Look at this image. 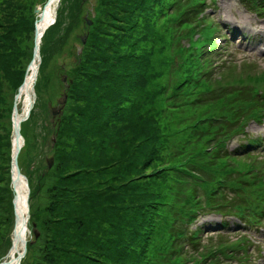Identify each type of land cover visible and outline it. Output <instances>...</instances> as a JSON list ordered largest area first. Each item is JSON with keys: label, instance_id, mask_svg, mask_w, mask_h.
<instances>
[{"label": "trees", "instance_id": "trees-1", "mask_svg": "<svg viewBox=\"0 0 264 264\" xmlns=\"http://www.w3.org/2000/svg\"><path fill=\"white\" fill-rule=\"evenodd\" d=\"M206 2L101 0L99 24L83 58L78 57L77 79L70 84V102L58 125L59 173L45 210L50 214L44 224L50 232L45 264H212L210 258L221 253L204 241L207 229L191 235L185 227L187 218L195 217L197 192L203 205H214L220 214L232 207H237L235 214L264 213L256 201L246 204L243 197L242 178L249 181L259 172L245 159L243 148L230 156L223 143L233 132H243L232 128L238 121L258 119L264 112V97L253 86L264 79L253 71L214 87L212 55L221 45L213 22L198 19ZM64 8L43 37L37 92ZM26 9L27 0H0V119L9 122L8 142L0 135V192L8 190L1 184L4 163L10 180V119L26 76L19 67L17 38L35 27ZM174 26L194 35L202 32L198 50H171ZM165 48L173 59L164 56ZM176 63L185 72L178 78L172 70ZM231 80L241 82L243 89L225 92L223 85ZM6 83L10 87L5 91ZM35 117L33 110L22 126L26 145L31 144L28 125ZM180 123L184 128L174 132L171 145L170 134ZM154 232L160 240L167 233L174 239L155 243Z\"/></svg>", "mask_w": 264, "mask_h": 264}, {"label": "rangeland", "instance_id": "rangeland-1", "mask_svg": "<svg viewBox=\"0 0 264 264\" xmlns=\"http://www.w3.org/2000/svg\"><path fill=\"white\" fill-rule=\"evenodd\" d=\"M46 1L47 0H27V9L25 10V15L27 19H30L33 24H35V26L37 20L40 17V13L35 12V8L37 6L38 8L43 9ZM217 3L218 10L216 8L215 11H213L212 7L214 6V4H210L208 0L207 4H209V9H207L206 11H208V18L214 19L219 25H221L222 22H232L237 28L243 26H251L254 32L264 31V13H260L255 9L251 8L249 6L248 0H219ZM100 6L101 0H62V2L57 7L59 11L62 7H65L63 13V21L60 25V30L56 31L55 33L51 54L47 61L45 72L41 76L43 80H41L40 82L39 92H37V102L33 109L36 113V117L34 121H31L28 125L29 131L27 133V136L30 140L31 132V144H27V146L25 141V147L22 150V159L20 161V168L23 175H25L29 181H32V185L30 186V229H32V231L29 236V245L27 248V253L22 259L21 264H45L43 256L45 254L47 241L50 237V232L44 230V224L50 219L49 212H45V210L49 207L52 201L49 190L53 185H55L56 180H58L59 169L55 170V168L59 167L56 157V148L58 145L57 130L61 118L66 112V106L68 102H70V90L68 89L65 92L66 94H68L67 103L63 109H60L62 112L60 113V115L59 113H57L55 116H53L50 112L49 105H53V107L55 108L58 106L57 108H59L58 103L63 100V94H65L64 91L66 89L65 83L62 82V78L64 76L67 79V83L70 82V84L73 83L72 80L77 79L74 70H76L78 64L80 63L78 55H82L83 58L86 48L92 41L93 34L95 33L97 25L99 24L97 20L101 16ZM89 21L91 22V24H88ZM162 23L163 22L161 20L159 25H161ZM173 28L174 38L172 39L173 43L170 48L171 50H183V46L188 47L189 44H191L189 42L196 44L195 40L187 38L183 39V36L187 33H189L193 39L198 38L197 36L195 37L194 34L190 33L187 29L178 26H174ZM222 31L226 33L224 29ZM27 33L28 31H24L23 35L17 38V52L20 54L19 67L21 68V70H26V73L28 65L32 62L34 57L35 27L33 31L29 32L28 34ZM85 35L88 36L86 39V44H84V42L82 41V38L85 37ZM155 46L158 47L159 45L156 43ZM236 46L238 47V45ZM81 48L83 49L82 52L80 50ZM191 48L192 45L190 46V49ZM231 48L233 49V46ZM167 52L168 50L165 48L164 56H169L171 57V59H173L174 55L170 52ZM253 54H259L258 49L256 51L242 49V51H239L238 55L233 57L227 56L226 53L222 59L215 57V60L216 63H218L217 65L223 64L222 60H225L227 64L229 60H232L233 62L237 63L236 70L240 71L243 67V60L241 58H244L246 56H252ZM203 58L207 59V57ZM254 62L256 63L255 69L259 71H264V59L260 62H256L254 60ZM179 66L180 64L177 63L174 64V66L172 67V70L176 74L177 78L185 74L184 69L178 71L177 68H179ZM227 68L228 69H220V67H218L214 71L213 75L210 76L212 83L215 84V88L218 86V82H222L224 79H228L234 76L242 78L246 77L245 75H241V73L235 74V70L232 67ZM255 75L258 76V74ZM260 77H264V75H261ZM232 83L233 82L231 81L230 84ZM226 85L227 84L223 85V89L225 92L230 91V89H233L232 87H230V89L226 88ZM258 85L259 86H255L256 89H258L259 87H263L262 85H264V80L258 82ZM9 87L10 86H8L6 83L5 91L8 90ZM215 88H213V90ZM7 93H9V91H7ZM15 105L17 106V111L19 112V115L25 117L29 106L26 97L23 96L16 102L14 101L13 108L15 107ZM202 109L205 108L202 107ZM194 120L195 118L191 116L189 123H193ZM245 123L249 124L247 130L249 134H251V136H264V124L260 125L254 122L253 119H241L238 124L232 126V128H242ZM8 127L9 122L7 118L0 119V135L5 137L4 142H8V139H6ZM183 128L184 124L180 123V125L176 127V129H174L173 132L170 134V136H172L170 141L171 145H173L174 132L182 131ZM201 135L203 136V133H200L198 136ZM200 138L203 143L205 141V139L203 140L204 137ZM220 140L222 141L220 137H216L217 142ZM180 143L185 144V141L181 140ZM235 144L236 142L230 144V149H233ZM4 151L6 152L5 156H8L10 149L5 146ZM50 159H53V165L49 168L48 160ZM7 166L8 163H4L6 179L1 184V186L8 188V190L5 192H0L1 196H3V201L0 202V262H2L1 264H10L13 257H18V255L11 254V252L13 251L12 244L14 243V236L16 234V231L18 230V224L15 225L14 195L11 190V183L9 180V174L7 173ZM241 166L243 165L241 164ZM222 172L223 171H221L220 174ZM252 176L253 175H251L250 177ZM196 195H198L197 199H199L200 193L197 192ZM200 197L202 198V195H200ZM203 202H207L206 197ZM206 220L209 223H213L217 220V218L212 215ZM34 223L37 224V226ZM32 225L34 226L32 227ZM185 227L188 228L187 223L185 224ZM35 231L41 234V239L35 236ZM153 239L155 243L161 241L162 244H164L168 241H173L174 236L173 233H167L165 240H160L154 232ZM20 244L19 253L21 254L24 251V247H20ZM175 248L176 245L173 246V249Z\"/></svg>", "mask_w": 264, "mask_h": 264}, {"label": "water", "instance_id": "water-1", "mask_svg": "<svg viewBox=\"0 0 264 264\" xmlns=\"http://www.w3.org/2000/svg\"><path fill=\"white\" fill-rule=\"evenodd\" d=\"M50 4H51V0H49V2L46 4V9L49 11L50 9ZM40 9L38 7L35 8V12H39ZM54 23V17H50V20H48V22L46 21V23L44 24L43 28H40L36 30L35 32V47H34V57L33 60L30 64V70H31V74L29 77L26 78L23 86L21 87L20 91H19V97L22 94H26V96L30 99L31 102V107L30 109H32L34 101H33V95L35 94V90H34V86L33 83L35 82L36 78H37V70H38V66H37V58H40V44H41V40L43 37L44 32L46 31V29L52 25ZM89 24H91V22H89ZM87 39V36H85L83 38V42L85 43ZM63 82L66 84V87L69 88V85L67 84V79L66 77L63 78ZM33 93V95H32ZM67 94H63V100L60 102L61 106L60 109H63L66 102H67ZM52 114L55 116L57 113H59L61 110L59 109H54L52 108V106L50 105ZM30 109L26 115V117L24 118H20L18 116V112H17V106L15 105L14 111H13V117H12V122H13V140H12V161H11V186L14 192V208H15V225L20 223V226L18 227V230L16 231V234L14 236V251L18 254V257L15 259H12L10 264H21L22 259L25 257L26 253H27V233H28V221L30 219V205H29V195H25L22 194V192H20L19 190V182L20 179L16 176L17 170L18 169V156L22 147V143H21V125L22 122H24L30 115ZM17 148V149H15ZM53 164V160H50V164L49 166H51ZM20 171V170H19ZM23 196L27 199V211L26 209V205H25V209H22V200H23ZM21 201V202H20ZM20 240H22V244L24 246V251L20 254L19 250H18V244L20 242Z\"/></svg>", "mask_w": 264, "mask_h": 264}, {"label": "bare ground", "instance_id": "bare-ground-1", "mask_svg": "<svg viewBox=\"0 0 264 264\" xmlns=\"http://www.w3.org/2000/svg\"><path fill=\"white\" fill-rule=\"evenodd\" d=\"M50 13H51V11L49 10V11H47V12H45V13H43L45 16H44V18L41 20V22L39 21V25H40V28H42L43 27V24H44V22H46L50 17ZM43 23V24H42ZM27 101H28V99H27ZM29 110V108L27 109V111ZM18 116L21 118L22 116H20L19 114H18ZM15 149H17V148H15ZM18 167V169L20 170V168H19V165L17 166ZM19 170H17V173H16V176L20 179V182H19V190H20V192H22V194H25V195H27V194H29V191H28V187H27V179H26V177L23 175V173L21 172V170L19 171ZM21 202V201H20ZM26 202H27V199L23 196V200H22V209L24 210L25 209V205H26V211H27V204H26ZM19 226H20V223H19ZM21 227V226H20ZM19 243H21L20 244V247L21 246H23V242H22V240H20V242ZM24 247V246H23Z\"/></svg>", "mask_w": 264, "mask_h": 264}]
</instances>
